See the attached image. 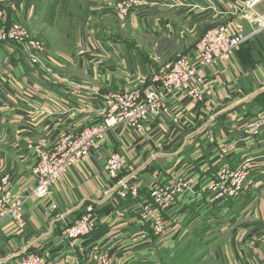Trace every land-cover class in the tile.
<instances>
[{
    "label": "crops",
    "instance_id": "obj_1",
    "mask_svg": "<svg viewBox=\"0 0 264 264\" xmlns=\"http://www.w3.org/2000/svg\"><path fill=\"white\" fill-rule=\"evenodd\" d=\"M23 1V10L19 9L22 4L17 5L22 19L30 15L35 5V0ZM148 1L163 5L136 11V21H142L149 40L179 43L176 57L191 56L203 36L219 24L226 22V26L233 24L231 27L249 32L254 28L256 15H264V0L251 12L243 9L246 0ZM171 14L183 19L182 24L170 19ZM111 40L115 39L108 33L95 46L102 56L94 65L82 56L69 60L74 70L98 83L96 89L68 79L46 80L38 68L19 59V48H0L4 50L0 81L6 88L7 104L0 109L7 115L0 117V175L8 176L12 195L28 197L22 208L26 223L23 229L10 218L0 220V264H20L22 257L31 255L41 256L43 264H87L81 248L88 252L102 246L119 257L120 264H144L145 259L155 258V253L147 249L152 244L138 247L128 239L130 234L148 231L138 213L141 200L148 197L151 182L161 181L170 173L168 166L177 155L190 158L193 153L194 157V148L202 143L227 147L222 157L225 166L247 164L250 168L241 210L236 213L242 212L243 222L246 216L258 222L256 226L242 223L240 235L229 236L235 240L233 245L226 243L210 258L220 264H264V128L257 138L246 139L247 127L264 114V31L228 60L204 70L205 101L201 105L196 107L183 96L168 97L162 121L151 119L140 135L123 128L111 132L104 148L94 151L80 166L68 169L53 185L49 199L29 196L36 186L32 174L36 146L54 151L66 132L77 135L91 124H100L108 113V94L146 91L153 78L168 69L162 60L135 57L131 44ZM129 51L132 57L128 56ZM94 66L97 74L93 78L90 72ZM121 70L128 79L123 80ZM190 148L192 151L188 152ZM117 151L127 158V174L138 179L135 184L141 189L139 201L129 197L122 202L107 177V160ZM171 151L174 153L169 154ZM219 152L218 148L211 152L214 170L219 168ZM249 196L258 197L253 206H247ZM52 205L57 206L55 213H51ZM222 206L232 212L235 208L229 202ZM89 207L99 212L98 228L88 239L73 242L67 238V229ZM206 229L209 226L202 230Z\"/></svg>",
    "mask_w": 264,
    "mask_h": 264
},
{
    "label": "rangeland",
    "instance_id": "obj_2",
    "mask_svg": "<svg viewBox=\"0 0 264 264\" xmlns=\"http://www.w3.org/2000/svg\"><path fill=\"white\" fill-rule=\"evenodd\" d=\"M262 1L263 0H259L257 4L254 5L251 0H246L243 9L246 12H251V10H254ZM24 4L23 0H12L11 2L0 0V6L2 7H0V12L3 14V18H0V31H2L1 34L6 35L13 24L16 22L20 23L22 28L20 29L24 30L28 35L26 41L29 46H31L30 41L38 42L41 45L43 51H38L36 54L37 57L34 56L38 60V64H33L28 57L29 54L27 52L32 50L28 49L29 47L27 48L24 44L19 45L17 42H9L8 34L6 35L7 37H5L6 39L0 35V48L7 45H14L19 48L16 52L19 55V59H21L22 62L26 61L34 68H38L42 72L41 76L46 80L50 78L54 80L68 79L70 82H84V85H87L89 88L96 89L98 83L90 80L88 76L83 77L79 73L80 71L77 72L74 70L75 68L70 66L69 60L71 61L73 56L74 58L82 56L86 59L88 58L89 61H92L91 64L94 65L99 57L102 56L101 53L96 51L95 46H98L108 33L115 39L111 40V43L118 40L122 43L131 44L135 47L132 49L135 57L152 59L153 61L162 60L164 65H169L168 69L172 67L176 59L185 56L181 54L178 58L176 57L178 55L177 49L180 46L179 43L173 44L171 41L154 40L153 42L149 40L144 34L142 21H136L137 12H143L141 10L146 7L152 8L153 6H157L161 8L160 6L163 5L161 3H153L148 0H35V5L32 6L30 15H26L22 19L20 15L18 16V12L19 9L20 11L23 10L22 6ZM17 5H21V8L18 9ZM28 11L29 10H27V12ZM168 17L172 20L175 19V21L181 24L183 22V19L179 20L178 17H174L173 14ZM263 21L264 15L260 16V14H257L253 22L254 28L252 31H249L250 33L243 32L239 27H231L233 24L228 26H226V22L219 24L215 28L216 30L224 28L229 35L233 37L237 35L242 36L246 41L235 48L226 58L216 62L215 65L228 60L242 45L262 33L264 31V27H261V25L264 26ZM215 29L213 28L212 30ZM2 51L4 50L0 49V54H2ZM3 55L4 53L2 56L0 55V63H3V61H1ZM128 56L132 57L130 51L128 52ZM4 58L7 59V57ZM91 70H93L90 72L92 74L91 77L94 78L97 74L95 66L91 67ZM125 70L127 71V68H125ZM12 71L13 68L11 69V72ZM121 72L124 73H122L123 80L128 79L125 76L124 70H121ZM0 79H2L1 73ZM4 87L5 86H3L5 97L6 88ZM151 87H155V84L152 83ZM130 91L133 90L123 92L131 93ZM189 102L194 105L192 101ZM3 107H0V109ZM164 116V112L162 116L158 118L151 116L149 119H146V121L143 120L140 128L130 126V128L127 127L123 129L129 128L128 130H132L140 135L146 131L145 127L147 123L149 124L151 119L160 122L164 119ZM0 117L3 119L6 118L7 115L0 111ZM105 118L102 119V123L91 124L79 134L76 133L77 135L66 132L62 138L58 140L57 144H60L66 137H76L75 139L78 142L84 141V139L88 138L85 135L86 133L84 134V130L104 124ZM119 128L121 127H111L108 129L107 136L97 140L101 149L105 147L106 137ZM29 146L32 147V145ZM217 148L220 150L218 153L219 159L217 161L219 168L214 170V168H212L213 159H211V152H215ZM171 149L172 148H169L168 150ZM194 150V157L193 153L190 158L186 157V155H177L168 166L170 173H166L163 180H154L153 182L154 185L173 184L180 186L183 188V191L178 194L175 202H173L174 204L166 209L158 207V212H155V210L153 211V246L147 245L148 248H146L150 251L149 253L152 251L155 253V258L151 256L148 260L145 259L144 264H220L215 259L210 258L213 252L217 251L226 243L229 244L232 242L230 245H233V241L235 240L233 239L232 241V239H229V236L232 234L234 236H237V234L240 235V232H242L240 231L242 223L255 226L258 224L257 220L249 219V216H246V221L243 222L240 219L242 212L236 213L241 210V204L245 197L242 192L248 178L245 184L241 182V164L227 167L222 163V157L225 156V151L227 152L228 148L222 147V145L219 146V144H217V146H209L202 143V145L196 146ZM34 151L37 155L36 164L32 171L36 182L35 190L38 187V179L35 177L34 171L42 161L41 153L48 151L38 146L34 148ZM174 151L176 152L177 148H174ZM191 151L190 148L188 152ZM171 153L172 151L169 154ZM114 154H118L125 158V156L118 151L111 153L109 158ZM206 156H208L209 159H207ZM85 160L86 159L76 163L70 168L80 166ZM108 160L106 163V173L108 179H110L107 170ZM66 172L53 181L51 190L53 185H55ZM230 176H232V178ZM4 177L8 178V176L0 175V180ZM7 187L10 190L9 182ZM34 190L32 192H34ZM227 190L228 192H226ZM247 200L249 202L247 206H253L257 203L258 197L249 196ZM226 202L234 204L235 208L233 212L226 210L224 206H222ZM215 204H218V206ZM214 207H218V209H214ZM230 212H232L231 214H236L231 215ZM208 226L209 229L202 230L204 227ZM148 232H151V230L149 229Z\"/></svg>",
    "mask_w": 264,
    "mask_h": 264
},
{
    "label": "built area",
    "instance_id": "obj_3",
    "mask_svg": "<svg viewBox=\"0 0 264 264\" xmlns=\"http://www.w3.org/2000/svg\"><path fill=\"white\" fill-rule=\"evenodd\" d=\"M252 4H257L259 0H251ZM0 18L3 14L0 12ZM264 23V21H263ZM261 27H264L261 25ZM20 23L16 22L8 30L9 42H17L19 45L24 44L32 51L27 52L29 59L34 64H38V51H43L38 42L30 41L27 43V33L20 29ZM3 38L6 35L1 34ZM6 39V38H5ZM246 41L242 36H231L224 28L212 30L208 32L196 45L191 56H184L176 59L171 68L167 69L162 75L153 78L155 87H151L146 91L133 90L131 93H110L107 97L108 113L104 124L93 126L84 130V134L88 137L82 142L76 141V137H66L58 144L52 152L41 153V163L34 171L35 177L38 179V187L29 196L45 200L51 197V185L53 181L63 175L66 170L76 163L87 159L94 151H100L97 140L107 136L108 129L111 127L127 128L133 126L140 128L141 123L149 119L151 116L158 118L162 113H167L164 102L168 97L184 96L192 101L197 107L205 101V94L202 88L206 84V79L202 75L204 70L212 67L216 62L226 58L235 48ZM27 51V50H26ZM26 53V54H27ZM35 56V57H34ZM178 58V57H177ZM7 106L4 97L3 86L0 83V107ZM128 128V129H129ZM247 138L249 140L257 138L264 128V115L259 116L248 127ZM85 136V138H86ZM129 164L127 159L118 154H114L108 160V174L110 180L116 187L118 198L123 202L128 198L134 201L140 200V187L135 184L138 181L134 174H127ZM250 168L242 165L240 175L241 182L245 184L249 177ZM232 178V176H230ZM9 179L4 177L0 180V220L5 218L12 219L19 228H24L26 223L22 214V208L28 197L14 196L8 189ZM183 188L173 184H153L147 190V198L138 208L140 219L144 222V226L151 232H142L138 235H129L128 239L136 246L144 244L150 245L153 242V216L152 213L158 212V207L162 209L168 208L174 204L178 194ZM228 192V190L226 191ZM51 213L57 211V206L52 205ZM99 212L94 207H89L78 217V219L67 229V238L71 241H79L88 239L98 228L97 220ZM159 237V236H156ZM81 251L88 259L87 264H120L119 257L113 254L105 247H97V250ZM20 264H43V258L38 255L25 256L21 258Z\"/></svg>",
    "mask_w": 264,
    "mask_h": 264
}]
</instances>
